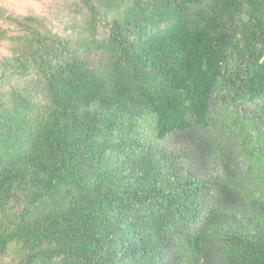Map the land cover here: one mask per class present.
<instances>
[{
    "label": "trees",
    "instance_id": "obj_1",
    "mask_svg": "<svg viewBox=\"0 0 264 264\" xmlns=\"http://www.w3.org/2000/svg\"><path fill=\"white\" fill-rule=\"evenodd\" d=\"M66 5L0 1V264H264V198L207 251L211 182L148 144L264 107V0Z\"/></svg>",
    "mask_w": 264,
    "mask_h": 264
},
{
    "label": "rangeland",
    "instance_id": "obj_2",
    "mask_svg": "<svg viewBox=\"0 0 264 264\" xmlns=\"http://www.w3.org/2000/svg\"><path fill=\"white\" fill-rule=\"evenodd\" d=\"M9 11L47 16L56 25L68 10L66 0H0ZM0 47V59L6 53ZM214 125L207 131L199 128L186 133H173L165 139L149 137L148 144L163 152L175 153L177 161L195 170L209 180L217 200L207 206V215L199 230L206 238L205 249L212 250L211 235L222 225H231L232 219L245 220L257 212V203L264 198V107L237 108L234 113L220 109ZM173 155V157H175ZM225 182L238 193L224 194L214 188ZM190 236L178 239L169 252L170 258L179 261L183 248H191Z\"/></svg>",
    "mask_w": 264,
    "mask_h": 264
}]
</instances>
